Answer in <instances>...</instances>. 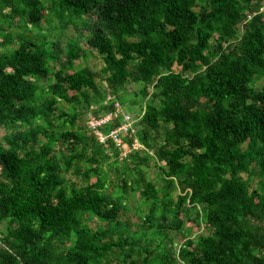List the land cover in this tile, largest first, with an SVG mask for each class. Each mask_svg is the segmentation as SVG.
<instances>
[{"label": "trees", "instance_id": "obj_1", "mask_svg": "<svg viewBox=\"0 0 264 264\" xmlns=\"http://www.w3.org/2000/svg\"><path fill=\"white\" fill-rule=\"evenodd\" d=\"M0 131V264H264V0H0Z\"/></svg>", "mask_w": 264, "mask_h": 264}, {"label": "built area", "instance_id": "obj_2", "mask_svg": "<svg viewBox=\"0 0 264 264\" xmlns=\"http://www.w3.org/2000/svg\"><path fill=\"white\" fill-rule=\"evenodd\" d=\"M112 118H113L112 115L109 114L101 119H95L91 117L89 120V125L93 130L96 131L101 141L104 140V137H102L101 134L97 132L98 128L101 127L103 124L107 123L108 121H110ZM125 119L127 121L125 124H123L117 129L110 131L109 134V137L116 143L117 146H122L124 144L122 140V135H124L126 132H129L128 130L130 128V122H128V117H125ZM131 131H133V129H131ZM133 147L136 148V145L133 144Z\"/></svg>", "mask_w": 264, "mask_h": 264}, {"label": "rangeland", "instance_id": "obj_3", "mask_svg": "<svg viewBox=\"0 0 264 264\" xmlns=\"http://www.w3.org/2000/svg\"><path fill=\"white\" fill-rule=\"evenodd\" d=\"M80 64H82V61H80ZM88 64H89V66L90 67H92V68H94V69H96V70H98V69H100L101 68V66H102V62L99 60V59H97V58H93L92 60H90V61H88ZM134 88H139L138 86H133ZM127 105H128V103H127ZM117 107V106H116ZM118 108V107H117ZM128 108V107H127ZM3 132L2 131H0V135L2 134ZM128 152V147H124V148H122L121 149V154H120V156L121 157H123L126 153Z\"/></svg>", "mask_w": 264, "mask_h": 264}, {"label": "clouds", "instance_id": "obj_4", "mask_svg": "<svg viewBox=\"0 0 264 264\" xmlns=\"http://www.w3.org/2000/svg\"><path fill=\"white\" fill-rule=\"evenodd\" d=\"M109 115V114H108ZM107 116V115H106ZM105 117V116H104ZM113 117V116H112ZM103 118V117H102ZM109 122V121H108ZM100 128V127H99ZM99 128H98V131L97 132H99L100 134H101V136L102 137H104V140L103 141H101L100 140V137L97 135V133H96V131H95V134L98 136V138H99V141L100 142H104L106 139H111L110 137H109V135H108V137H106V135H103L102 133H101V131L99 130ZM112 130H114V129H112ZM111 130V131H112ZM109 134H110V132H109ZM112 140V139H111ZM113 141V140H112ZM114 142V141H113ZM115 143V142H114ZM124 143V142H123ZM135 145H136V143H134ZM115 145H116V143H115ZM117 146V145H116ZM118 148H120V149H122V148H124V147H127V145L124 143L122 146H117ZM138 146H136V148H137Z\"/></svg>", "mask_w": 264, "mask_h": 264}]
</instances>
